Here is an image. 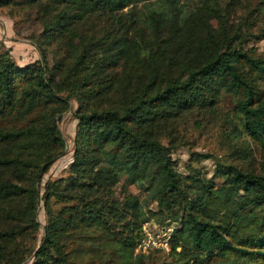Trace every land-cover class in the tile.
Masks as SVG:
<instances>
[{
  "label": "trees",
  "instance_id": "1",
  "mask_svg": "<svg viewBox=\"0 0 264 264\" xmlns=\"http://www.w3.org/2000/svg\"><path fill=\"white\" fill-rule=\"evenodd\" d=\"M190 1L0 0L40 54L0 51V264H145L146 222L171 227L169 250L150 249L167 264H264V55L247 48L264 0L241 17ZM221 108L259 163L192 152L181 171L180 128ZM66 113L72 161L40 194Z\"/></svg>",
  "mask_w": 264,
  "mask_h": 264
},
{
  "label": "rangeland",
  "instance_id": "2",
  "mask_svg": "<svg viewBox=\"0 0 264 264\" xmlns=\"http://www.w3.org/2000/svg\"><path fill=\"white\" fill-rule=\"evenodd\" d=\"M247 0H233L234 3L239 5L237 8L236 16L241 17L243 15L242 10H245ZM249 6H254L259 0H248ZM186 4L185 8H191L193 3L190 0H182ZM250 24L253 34H261L264 30V17L257 20L251 19ZM212 26L215 22L211 23ZM26 29L21 23H15L11 17L10 7L0 8V51L9 50L12 58L19 65H24L37 60L40 54L32 42L26 38ZM253 48L254 52L258 55H264V36L260 39L251 38L247 41V48ZM73 104V103H71ZM75 106V105H73ZM225 121V122H224ZM230 120L226 118V110L221 108V112H216L212 117L196 118L190 117L188 121L180 128L181 141L178 144V149L173 157L178 161L181 171L184 170L183 163L190 158L192 152L198 154L210 153L213 156L220 158L222 161H228L236 156H242L247 149L252 150V166H257L260 161L259 152L253 143L248 142L247 139L239 137L236 132L233 131L232 126H229ZM76 121L73 119L70 113H66L59 121V129L65 140L66 146L64 153L51 165L48 171L43 175L42 182L40 184V194L43 192V184L46 180L58 178L66 174V170L70 162L72 161V139L74 136ZM212 158H208L196 163L201 167V170L212 175L214 169V163ZM247 164V162H243ZM131 191L140 195V192L134 187H131ZM142 198L144 195H140ZM38 220L43 226L44 224V212L42 205L38 209ZM42 234V227H40V234ZM150 256V259L145 264H167L171 262L167 253L163 252H151L146 253ZM25 264H29L26 261Z\"/></svg>",
  "mask_w": 264,
  "mask_h": 264
},
{
  "label": "built area",
  "instance_id": "3",
  "mask_svg": "<svg viewBox=\"0 0 264 264\" xmlns=\"http://www.w3.org/2000/svg\"><path fill=\"white\" fill-rule=\"evenodd\" d=\"M143 237L136 246V252L146 253L152 248H161L168 251L170 248L171 227L157 228L146 222L142 227Z\"/></svg>",
  "mask_w": 264,
  "mask_h": 264
}]
</instances>
